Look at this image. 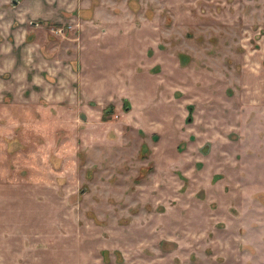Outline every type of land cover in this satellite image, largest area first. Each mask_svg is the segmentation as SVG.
<instances>
[{
	"label": "rangeland",
	"instance_id": "374dc122",
	"mask_svg": "<svg viewBox=\"0 0 264 264\" xmlns=\"http://www.w3.org/2000/svg\"><path fill=\"white\" fill-rule=\"evenodd\" d=\"M0 264H264V0H0Z\"/></svg>",
	"mask_w": 264,
	"mask_h": 264
},
{
	"label": "flooded vegetation",
	"instance_id": "af4514ba",
	"mask_svg": "<svg viewBox=\"0 0 264 264\" xmlns=\"http://www.w3.org/2000/svg\"><path fill=\"white\" fill-rule=\"evenodd\" d=\"M189 120V119H188ZM188 122V121H187Z\"/></svg>",
	"mask_w": 264,
	"mask_h": 264
}]
</instances>
